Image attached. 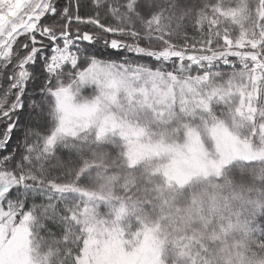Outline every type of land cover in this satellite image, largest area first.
<instances>
[{"label":"snow or ice","instance_id":"obj_1","mask_svg":"<svg viewBox=\"0 0 264 264\" xmlns=\"http://www.w3.org/2000/svg\"><path fill=\"white\" fill-rule=\"evenodd\" d=\"M0 264H264V0H0Z\"/></svg>","mask_w":264,"mask_h":264},{"label":"trees","instance_id":"obj_2","mask_svg":"<svg viewBox=\"0 0 264 264\" xmlns=\"http://www.w3.org/2000/svg\"><path fill=\"white\" fill-rule=\"evenodd\" d=\"M64 2H65V0H61V3H64ZM84 2H85V0H82V3H84ZM88 12H89V9L86 6L81 8V14L82 15L88 14ZM16 136H19V132L16 133ZM14 142H15V140L13 141V143Z\"/></svg>","mask_w":264,"mask_h":264}]
</instances>
